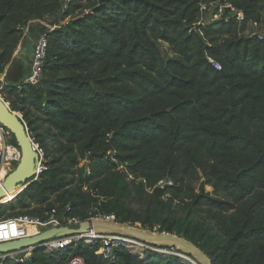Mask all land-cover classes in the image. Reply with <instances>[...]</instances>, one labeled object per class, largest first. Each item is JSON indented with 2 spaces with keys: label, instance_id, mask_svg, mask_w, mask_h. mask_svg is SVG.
I'll return each mask as SVG.
<instances>
[{
  "label": "trees",
  "instance_id": "obj_1",
  "mask_svg": "<svg viewBox=\"0 0 264 264\" xmlns=\"http://www.w3.org/2000/svg\"><path fill=\"white\" fill-rule=\"evenodd\" d=\"M214 3L241 10L245 21L223 8L220 20L200 24ZM59 7L0 0V95L45 160L36 180L2 201L11 200L0 204V219L44 218L68 204L81 220L112 214L175 233L212 264H264V42L243 34L247 21L264 23V0H70L48 33L40 80L24 83L14 56L23 27ZM111 247L112 259L96 253L98 240L35 248L23 264L76 255L85 264H190L174 248L139 255Z\"/></svg>",
  "mask_w": 264,
  "mask_h": 264
},
{
  "label": "built area",
  "instance_id": "obj_2",
  "mask_svg": "<svg viewBox=\"0 0 264 264\" xmlns=\"http://www.w3.org/2000/svg\"><path fill=\"white\" fill-rule=\"evenodd\" d=\"M70 0H60V7L56 14L54 15H46L42 19L38 21H31L32 24H37L42 28V30L38 33L37 38L32 46L31 53V63L29 68V74L24 79V83H29L35 85L41 78L42 68L45 62L46 57V48H47V36L48 33L57 28L58 24L53 19H60L61 16L69 9ZM222 8H229L230 15L234 16L235 20L238 23H243L244 15L241 10L233 8L230 4H221ZM229 15V16H230ZM228 18V16H227ZM260 23L257 21H247L246 28L243 31V34L247 32V36L254 38L257 41L264 42V34L259 30ZM24 28V27H23ZM26 30L24 29V32ZM246 35V34H245ZM208 61L215 69H219L220 65L218 62L213 60L212 58H208ZM2 81V77H1ZM10 131L3 127L0 124V185L3 182L6 175L14 168L15 162H18L20 157L19 147L15 144L11 143L9 140ZM38 154L39 160L36 167L35 176L32 180H36L38 178L39 173L45 169L44 166V158L42 153L37 146L34 144ZM86 173H89L87 171ZM171 180H160L156 186L164 187L165 185H171ZM24 186V185H23ZM9 200L8 202H10ZM3 203V204H7ZM2 204V203H0ZM70 211V206L67 204L63 211H59L57 207L51 208L44 218L33 217L29 215H18L13 217H8L4 219H0V242L16 240L24 237L35 236L40 234L41 232L57 227H66V228H78L83 221L91 220L95 217H99L102 219H115L114 215H95L85 220H81L79 217L72 216L68 214ZM115 237V238H111ZM95 240L100 242V248L96 252L97 254L103 255L105 258H113L112 252V244H123L126 247L130 248L125 242L128 244H142L141 242L119 236V235H111V234H98L95 233L93 229H90L87 233H77L72 235L65 236H57L54 235L51 238L45 239L39 244L24 248L18 249L13 252L8 253H0V264L5 259H11L17 263L23 264L24 261L29 260L32 251L35 248H40L46 253L53 252L56 250L65 249L68 246L76 245L78 243L83 244H91ZM145 249H151L154 251H158L157 248L148 247ZM144 250V249H143ZM159 252V251H158ZM67 264H85L84 260L80 256H73L68 261Z\"/></svg>",
  "mask_w": 264,
  "mask_h": 264
},
{
  "label": "water",
  "instance_id": "obj_3",
  "mask_svg": "<svg viewBox=\"0 0 264 264\" xmlns=\"http://www.w3.org/2000/svg\"><path fill=\"white\" fill-rule=\"evenodd\" d=\"M0 124L13 135L20 151V157L16 166L6 175L0 185V200H2L12 190L27 183L35 176L39 154L27 132L26 125L21 119V115L12 111L9 104L4 101L1 95ZM24 187L25 185L21 187L19 192L22 191ZM0 203L2 202L0 201ZM90 229H93L94 232L98 234H116L135 239L141 243L153 245L154 247L174 248L180 251L181 254L178 255L185 259H188L186 255H189L192 261L198 264H212L210 258L199 247L175 233L159 232L137 227L126 222L120 223L114 219H102L99 217L83 221L78 228H50L35 236L0 242V253L13 252L18 249H24L39 244L54 235L65 236L87 233Z\"/></svg>",
  "mask_w": 264,
  "mask_h": 264
},
{
  "label": "rangeland",
  "instance_id": "obj_4",
  "mask_svg": "<svg viewBox=\"0 0 264 264\" xmlns=\"http://www.w3.org/2000/svg\"><path fill=\"white\" fill-rule=\"evenodd\" d=\"M223 13H224V11H223V8L221 7V5L214 3L213 5H210L209 7L205 8L203 10L202 15H201V20H200L199 23L200 24H205V25L212 24V23L220 20L222 18V16H223ZM67 19H68V17L65 18V19H63V20H61L60 23L61 24L62 23L64 24ZM259 30L264 34V23H262L260 25ZM245 34L247 35V32ZM158 45H159V48H160L162 54L165 57H172L173 56L172 51L168 48V45L166 43H164L163 41H159L158 42ZM9 140L13 144L16 142V141L15 142L12 141L13 140V136L11 134H10ZM14 164H17V162H15ZM201 181H203L202 178L199 179V182L196 184V188L198 187V185H199V183ZM204 190L205 191H211L212 188L209 185H204ZM15 195H16V193L14 194L13 198L15 197ZM13 198H12V200H13ZM3 203H6V202H3ZM176 208H178V212L181 211V210H179L180 209V206H176ZM131 225H134V226L143 228L141 226V224L140 223H137V222L134 223V224H131ZM146 229H148V228H146ZM111 235H116V234H111ZM125 243L130 247V249L133 252H135V253H137L139 255H142L143 254V249L148 248V247H154L153 245L146 244V243H143V242H142V244H128L127 242H125ZM154 248H157L158 251L161 252V253H165V254L173 253V251L169 250L168 248H160V247H154ZM183 259H185V258H183ZM187 260H188V262L190 264H198V263L192 261V259H190V258H188Z\"/></svg>",
  "mask_w": 264,
  "mask_h": 264
},
{
  "label": "crops",
  "instance_id": "obj_5",
  "mask_svg": "<svg viewBox=\"0 0 264 264\" xmlns=\"http://www.w3.org/2000/svg\"><path fill=\"white\" fill-rule=\"evenodd\" d=\"M54 20V19H53ZM61 22V21H60ZM24 29L26 30L24 32ZM42 30V28L39 26H36V24H32L31 22L27 23L26 26L23 28L22 37L17 45V48L15 50L14 56L21 59L22 64L25 68V75L22 80L28 76L29 74V68L31 63V53H32V46L37 38L38 33ZM0 76V80H1ZM4 83V82H3ZM3 203V202H2Z\"/></svg>",
  "mask_w": 264,
  "mask_h": 264
},
{
  "label": "bare ground",
  "instance_id": "obj_6",
  "mask_svg": "<svg viewBox=\"0 0 264 264\" xmlns=\"http://www.w3.org/2000/svg\"><path fill=\"white\" fill-rule=\"evenodd\" d=\"M0 176H1V173H0ZM18 188H19V187H18ZM18 188H15V189H18ZM15 189H14V190H15ZM12 191H13V190H12ZM12 191H11V192H12ZM11 192L8 193V194H7L2 200H0V201L2 202L3 200H5V199L9 198L10 196H12V193H11ZM111 238H115V237H111Z\"/></svg>",
  "mask_w": 264,
  "mask_h": 264
}]
</instances>
